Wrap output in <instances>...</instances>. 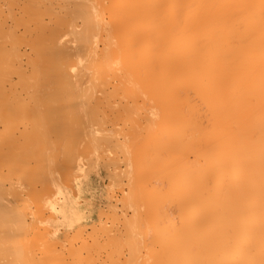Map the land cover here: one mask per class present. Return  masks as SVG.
Wrapping results in <instances>:
<instances>
[{"label":"bare ground","instance_id":"bare-ground-1","mask_svg":"<svg viewBox=\"0 0 264 264\" xmlns=\"http://www.w3.org/2000/svg\"><path fill=\"white\" fill-rule=\"evenodd\" d=\"M0 264H264V0H0Z\"/></svg>","mask_w":264,"mask_h":264}]
</instances>
